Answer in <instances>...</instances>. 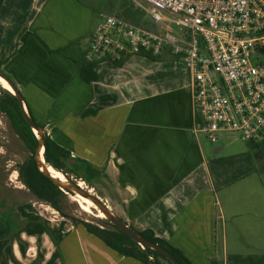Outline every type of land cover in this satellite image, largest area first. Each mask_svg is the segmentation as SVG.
<instances>
[{"label": "crops", "instance_id": "crops-1", "mask_svg": "<svg viewBox=\"0 0 264 264\" xmlns=\"http://www.w3.org/2000/svg\"><path fill=\"white\" fill-rule=\"evenodd\" d=\"M111 1L0 0V73L73 172L109 185L103 197L128 226L151 230L192 264H264L260 160L219 159L224 144L194 133L190 79L176 59L84 58ZM6 214L0 264H143L45 208Z\"/></svg>", "mask_w": 264, "mask_h": 264}, {"label": "built area", "instance_id": "built-area-1", "mask_svg": "<svg viewBox=\"0 0 264 264\" xmlns=\"http://www.w3.org/2000/svg\"><path fill=\"white\" fill-rule=\"evenodd\" d=\"M132 1L164 26L148 30L102 14L84 58L115 63L168 51L190 79L195 134L211 144L224 133L263 141L264 0Z\"/></svg>", "mask_w": 264, "mask_h": 264}, {"label": "rangeland", "instance_id": "rangeland-1", "mask_svg": "<svg viewBox=\"0 0 264 264\" xmlns=\"http://www.w3.org/2000/svg\"><path fill=\"white\" fill-rule=\"evenodd\" d=\"M89 1L96 3L98 0ZM116 3H118L117 6ZM112 5L116 6H113V11H108L110 9L105 10L107 9L105 7L101 13L111 14L123 18L143 29L154 30L159 26H164L163 24L156 26L153 23L151 16L147 13V5L144 3L138 1L133 2L132 0H113ZM172 29L177 30L175 27H172ZM180 34H182V32ZM3 91L4 89L0 86V96H2ZM218 139V143H223L224 148L222 151L215 154V157L219 159H226L228 162H233V160L236 158L243 159V157L246 158L247 155L251 157L252 154L254 155V158L260 160L259 168L264 177V140L256 142L260 145L258 148H251L247 142L241 140L235 134L224 133L219 135ZM29 158L30 152L25 147L24 143L14 133L8 117L0 111V209H7L6 215H12L10 213H12L18 205H28L34 206L40 210L45 208L52 214L61 216L58 211H56L46 202L37 199L24 186L22 176L19 174V170L21 169L22 165L29 160ZM65 171L68 173L67 175H64L66 182H82L83 189L89 190L92 196L97 197L100 201L105 203L106 206H108L109 211L115 217L120 218L125 223H127L124 220V218H126L124 215L115 213V209L112 207L113 199L110 197H103V195H107L109 193L108 184L107 188H105L100 184L96 185L94 181H91L87 184L82 180H77L73 176V170L71 169L70 165H66ZM66 195L68 199L63 198L59 204L62 210L61 212L69 217L84 220L100 227L104 226L111 228L108 225L109 222L105 218L101 219L96 210L92 209L91 213L84 212L81 209L79 203H77L78 201L75 199V196H71L70 194ZM162 264H165V262L162 261Z\"/></svg>", "mask_w": 264, "mask_h": 264}, {"label": "trees", "instance_id": "trees-1", "mask_svg": "<svg viewBox=\"0 0 264 264\" xmlns=\"http://www.w3.org/2000/svg\"><path fill=\"white\" fill-rule=\"evenodd\" d=\"M141 55L148 58H154L149 53H141ZM5 62L6 58H2L0 60V66ZM25 106L30 118L39 128L44 130V125L36 121L26 103ZM0 111L8 117L14 133L24 143L25 147L30 152V158L26 163L22 165L21 169L19 170V174L22 176L24 186L37 199L46 202L48 205L58 211L62 217L70 220L72 224L83 225L89 233L101 239L109 248L116 251L120 255L134 258L142 262L143 264H162V261L165 262V264H171L159 253L147 247L142 248L140 245L132 241L128 236H126L124 233H122L109 223L108 225L111 228H107L104 226L100 227L84 220L69 217L61 212L62 210L59 206L60 201L63 198L68 199L67 195L62 192L57 186H55L49 178L45 177L39 171V166L34 160L35 151L38 146V139L31 127L25 121L15 96L5 90L3 91L2 96H0ZM42 139L44 146V160L47 166H50L56 171L61 172L63 175H67L68 173L65 171V167L66 165H69L68 160L70 159V157L68 152L60 147L48 135H46L45 131L43 132ZM248 145L251 148H258L260 146L256 143H248ZM72 173L75 179L82 180L87 184L89 183L86 179L81 178L78 173ZM68 194L74 196L71 193ZM129 227L133 231L138 233V235H140L141 237L152 243L158 244L159 246L167 250L179 262V264H192V262L179 249L172 246L166 240L156 237L151 230L146 229L142 231H136L131 226Z\"/></svg>", "mask_w": 264, "mask_h": 264}, {"label": "water", "instance_id": "water-1", "mask_svg": "<svg viewBox=\"0 0 264 264\" xmlns=\"http://www.w3.org/2000/svg\"><path fill=\"white\" fill-rule=\"evenodd\" d=\"M0 77L5 79L9 85L14 90L13 96L17 99V102L20 106L21 112L24 116L25 121L28 123V125L33 130L34 134L36 135L38 139V146L35 151L34 160L39 166V171L47 178H49L52 183L57 186L62 192L65 194L71 193L74 196L80 195L86 199H89L92 201L97 209L102 212L105 215V219L113 225L116 229L124 233L126 236H128L132 241L136 242L138 245H140L142 248L147 247L157 253H159L161 256H163L166 260H168L171 264H179V262L164 248L159 246L158 244L152 243L145 238L141 237L133 231L127 224L124 223L120 218L115 217L108 209V206L105 205L102 201H100L97 197H94L90 194L89 190L83 189L79 183H68V182H61L60 179H56L49 171L47 164L44 160V146H43V139L42 135L44 130L39 128L35 122L30 118L27 109L24 104V100L22 98V95L18 91V89L15 87V85L12 83V81L4 74L0 73ZM220 143H216L215 149L220 148ZM43 150V160L41 159V152ZM76 182V181H75Z\"/></svg>", "mask_w": 264, "mask_h": 264}, {"label": "bare ground", "instance_id": "bare-ground-1", "mask_svg": "<svg viewBox=\"0 0 264 264\" xmlns=\"http://www.w3.org/2000/svg\"><path fill=\"white\" fill-rule=\"evenodd\" d=\"M0 86L7 92H10L12 94H14V90L12 89V87L9 85V83L3 79L2 77H0ZM41 159L43 160V150L41 152ZM50 173L56 178V179H60L61 182L65 183L66 182V178L65 176L59 172V171H56L55 169H53L52 167H48ZM79 185L82 187L83 186V183L82 182H79ZM75 199L78 201L77 203H79L81 209L84 211V212H87V213H91L92 212V209L93 210H96L99 214V217L101 219H104L105 218V215L100 212L96 205L90 201L89 199H86L80 195H75Z\"/></svg>", "mask_w": 264, "mask_h": 264}]
</instances>
